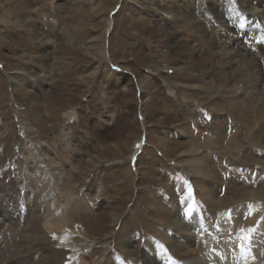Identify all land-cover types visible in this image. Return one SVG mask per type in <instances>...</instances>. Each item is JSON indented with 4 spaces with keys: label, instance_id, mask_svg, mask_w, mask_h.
Segmentation results:
<instances>
[{
    "label": "rangeland",
    "instance_id": "374dc122",
    "mask_svg": "<svg viewBox=\"0 0 264 264\" xmlns=\"http://www.w3.org/2000/svg\"><path fill=\"white\" fill-rule=\"evenodd\" d=\"M195 255L264 264V0H0V264Z\"/></svg>",
    "mask_w": 264,
    "mask_h": 264
},
{
    "label": "bare ground",
    "instance_id": "6f19581e",
    "mask_svg": "<svg viewBox=\"0 0 264 264\" xmlns=\"http://www.w3.org/2000/svg\"><path fill=\"white\" fill-rule=\"evenodd\" d=\"M170 9V8H169ZM233 43H237V42H231L230 44H233ZM227 47V46H226ZM112 54V53H111ZM224 54V53H223ZM117 55V54H116ZM116 55H112L113 57H115ZM249 58V57H248ZM245 59H247L246 57H245ZM249 60V62H251L252 61V59L251 58H249L248 59ZM233 61V60H232ZM243 62V61H242ZM248 63V62H247ZM251 64V63H250ZM250 68V67H249ZM32 144V143H31ZM36 148V147H35ZM38 149V148H37ZM37 152H38V150H37ZM49 153V152H48ZM40 153L38 152V155H39ZM36 155V154H35ZM41 155V154H40ZM41 157H43V156H41ZM40 160L42 159V158H39ZM46 159V158H45ZM37 160V159H36ZM43 160V159H42ZM36 162V161H35ZM41 162V161H40ZM44 163V162H43ZM47 163V162H46ZM41 165V164H40ZM43 165V164H42ZM46 165V164H45ZM47 165H49V163L47 164ZM39 167V166H38ZM40 167H42V166H40ZM44 167H42L41 169H43ZM40 169V170H41ZM52 169V168H51ZM43 171V170H42ZM54 172H55V170H54ZM59 172V171H58ZM37 173V172H36ZM54 176V175H53ZM51 177V176H50ZM57 177V175L55 176V178ZM59 178V177H58ZM36 179V178H35ZM55 181V180H54ZM56 183V182H55ZM30 197V196H29ZM26 200V199H25ZM27 201V200H26ZM27 204V203H26ZM67 214H63L61 217H59V218H57V220H54V221H52V219H54V218H52L51 219V222L52 223H50L49 222V220H48V223H50V230L51 231H55V230H57V229H60L62 226H57V225H59L60 224V220H70V218H71V216H66ZM68 225V224H67ZM49 228V227H48ZM182 230V232H184V234L186 235V236H193V232H191V231H188V229L187 228H182L181 229ZM65 231V229H63L62 230V233ZM189 261H191V262H189ZM186 264H205L203 261H202V259L200 258H197L196 257V255L195 256H190V257H188V259H186V262H185Z\"/></svg>",
    "mask_w": 264,
    "mask_h": 264
},
{
    "label": "snow or ice",
    "instance_id": "6c2138e0",
    "mask_svg": "<svg viewBox=\"0 0 264 264\" xmlns=\"http://www.w3.org/2000/svg\"><path fill=\"white\" fill-rule=\"evenodd\" d=\"M191 211H192V209L189 208V209H188V212L191 213ZM250 231H251V230H249V232H250ZM246 238L249 239V240L251 239L250 235H249L248 237H246Z\"/></svg>",
    "mask_w": 264,
    "mask_h": 264
}]
</instances>
